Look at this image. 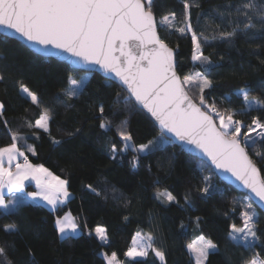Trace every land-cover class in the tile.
<instances>
[{"label":"trees","instance_id":"1","mask_svg":"<svg viewBox=\"0 0 264 264\" xmlns=\"http://www.w3.org/2000/svg\"><path fill=\"white\" fill-rule=\"evenodd\" d=\"M188 2L192 5L189 11L193 29L208 37L206 41L201 39V44L211 65L200 66L191 61L190 33L182 35L159 23L162 17L175 13V24L179 26L184 18V0H156L155 9L159 34L175 49L181 74L198 70L207 75L213 87L206 90V99L215 100L222 113L231 111L234 119L245 124L251 123L253 117L264 118V107H247L237 92L244 88L249 98L264 102V25L250 13L256 26L243 28L245 18L236 11L242 0ZM261 2L257 0L258 4ZM233 29L236 34L229 40L213 39L220 32ZM205 67L210 71L205 73ZM0 73L6 76L0 82V102L6 105L4 119L8 121L7 128L0 123V147L11 142V132L19 133L23 136L18 142L21 150L28 145L36 148L35 156L26 152L31 162L44 164L55 175L67 179L71 193L55 212L23 198L15 213L6 214L0 209V247L6 249L7 260L12 264H106L101 251H115L120 260L127 262L123 253L137 232L152 233L154 246L165 252V264H193L186 245L200 235L218 245L209 253V264H245L257 253L264 259V212L247 195L219 179L213 170H202L201 159L169 139L166 143L159 141L150 152L135 151L141 144L160 137L161 132L146 111L125 104L127 92L116 82L97 72L77 70L36 54L20 41L3 35ZM85 74L88 76L80 95L67 101L63 95L67 78L80 79ZM21 81L37 93L39 105L22 97L18 84ZM100 104L105 108L103 114L99 112ZM45 109L52 116L50 136L27 127ZM122 121L126 124L119 129ZM102 122H111L109 128L101 129ZM119 130L132 135L134 148L118 151L112 159L111 145L123 147ZM53 139L59 143H53ZM256 150L264 148L258 145ZM136 156L139 159L134 168L132 160ZM204 177H211L212 188L207 196L199 191ZM158 190L171 191L179 204L161 203L156 198ZM251 209L256 212L254 220L260 239L247 247L231 240L228 232L233 223L242 226L240 213ZM66 212L81 226L77 235L61 237L55 229V218ZM12 223L19 230L5 232L4 226ZM97 225L108 229L110 245L102 248L94 236H89ZM137 264L161 262L150 252Z\"/></svg>","mask_w":264,"mask_h":264},{"label":"snow or ice","instance_id":"2","mask_svg":"<svg viewBox=\"0 0 264 264\" xmlns=\"http://www.w3.org/2000/svg\"><path fill=\"white\" fill-rule=\"evenodd\" d=\"M183 7L184 18L179 26L173 23L175 13L164 16L163 22L182 35L191 34L193 64L211 65L201 44V39L206 41L208 37L202 33L198 35L193 29L189 11L192 5L188 0H184ZM155 9L156 0H0V27L12 30L39 54L52 55L56 50L82 64L98 66L118 79L127 92L125 104L146 111L161 129L160 137L134 149L138 153L152 151L159 141L170 135L201 154L204 158L200 165L202 170H212L214 166L217 170L230 173L252 194V198L264 203V151L256 150L258 145L264 148V118L253 117L251 123L245 124L234 119L235 113L231 111L222 113L215 100L209 102L206 90L213 87L212 80L201 72L181 74L175 50L158 34ZM236 11L245 18V30L256 26L250 13L264 25V0L259 4L257 0H242ZM235 34V29L222 31L219 37L213 39L229 40ZM209 71V67L204 68L205 73ZM5 79L6 76L0 73V82ZM81 83V80L67 78L68 87L63 93L67 101L78 98ZM18 84L22 97L33 105L40 104L36 92L22 81ZM238 92L247 102L249 96L245 89L240 88ZM261 106L264 107V102ZM5 109V103L0 102V123L7 128ZM104 111V105L100 104L99 112L103 114ZM51 119L50 111L45 109L39 119L27 127L50 136ZM110 123L102 122L99 127L106 130ZM125 124L126 121H122L118 128L122 129ZM117 134L123 147L118 149L115 143L111 145L112 159L116 158L118 151L122 153L132 147L129 142L133 137L129 132L119 130ZM33 135L40 138L35 132ZM10 139V143L0 147V209L6 214L18 211L21 203L18 194L25 193L27 185L34 183L36 191L26 195L32 201H42L55 212L71 195L69 181L55 175L44 164L32 163L26 152L35 156L36 148L28 145L21 150L18 142L23 140V136L19 133L11 132ZM52 142L59 143L54 139ZM138 159L136 156L132 160L134 168ZM210 180L211 177H204V186L199 189L205 196L210 195ZM87 187L95 192L92 185ZM156 198L161 203L179 204L177 197L168 190H158ZM185 203H188L186 197ZM240 216L242 226L231 224L228 236L235 241L238 238L236 234L242 233L243 240L249 241L246 246L252 247L260 239L254 213L243 211ZM199 219L197 217V224ZM54 225L62 236L75 234L81 227L71 213L56 217ZM3 230L11 232L19 228L12 223L5 225ZM88 234L94 236L102 248L110 245L106 227L97 225ZM154 240L151 232L144 235L137 232L123 253L127 262L121 261L115 251H101L100 255L106 264H137L139 258H147L151 252L161 264H165V252L154 246ZM186 248L193 264H209L210 250H217L218 245L200 235ZM0 264H12L7 260L4 247H0ZM245 264H264V259L257 253Z\"/></svg>","mask_w":264,"mask_h":264},{"label":"water","instance_id":"3","mask_svg":"<svg viewBox=\"0 0 264 264\" xmlns=\"http://www.w3.org/2000/svg\"><path fill=\"white\" fill-rule=\"evenodd\" d=\"M157 30H158V23H157ZM158 34H159V31H158ZM0 35H3V36H7V37H11V38H14L18 41H20L22 44H24L25 46H27L30 50H32L33 52H35L36 54H39L37 53L33 47L29 44H27V42H25L22 38H20L18 35H14L12 33V30H8V29H5L3 27H0ZM160 35V34H159ZM171 47V46H169ZM174 49V48H173ZM175 50V49H174ZM39 55H42V54H39ZM175 55H176V52H175ZM42 56H45V57H52L54 59H57L59 61H62V62H65L67 64H69L72 68L74 69H77V70H81V71H84V72H97L99 74H101L103 77L107 78V79H110L114 82H116L118 85H120V82L118 79H116L113 75L111 74H108V73H105L103 72V70L99 69L98 66H95V65H85V64H82L80 63L79 61H77L75 58H68L66 56V54H63V53H59L58 51L56 50H53V54L52 55H42ZM147 113V112H146ZM148 114V113H147ZM148 116L151 118V120L154 122V124L157 126V128L159 129V131L161 132V129L159 128V125L158 123L154 120V118H152L150 116V114H148ZM169 140H171L173 143H175L176 145L180 146L181 148L185 149L188 153H190L191 155L193 156H196L198 157L199 159H204L201 154L198 152V151H194L192 149V146L190 145H183L181 144L180 142L176 141L174 138H171L170 135L169 136H166ZM212 170L215 172V174L219 177V179H221L224 183L228 184V185H231L232 187H234L236 190L244 193L245 195H247L248 198H250L253 203L255 204V206L260 209L262 212H264V203H261L259 202L257 199H254L252 198V194L243 187V185L237 181L233 176H231L230 173H226V172H223L222 170H217L214 168V166H212ZM263 176V175H262Z\"/></svg>","mask_w":264,"mask_h":264},{"label":"rangeland","instance_id":"4","mask_svg":"<svg viewBox=\"0 0 264 264\" xmlns=\"http://www.w3.org/2000/svg\"><path fill=\"white\" fill-rule=\"evenodd\" d=\"M167 16H170V15H167ZM159 23H160V25L161 26H168L167 25V23H164L163 22V17L159 20ZM173 23L175 24L176 23V21L174 20L173 21ZM195 72H199L198 70H194V71H192L191 73H195ZM88 76V74H85V75H82V78H80V79H77V80H81L82 81V83L84 82V79L86 78ZM82 83H81V85H82ZM81 89V88H80ZM194 91H196V90H194ZM238 92V91H237ZM239 93V92H238ZM240 94V93H239ZM259 105H261V103L259 102V100H257V99H255V98H249L248 99V101L246 102V106L247 107H251V106H259ZM255 135V134H254ZM168 141V138L167 137H165L164 139H162L161 140V143H166ZM131 145H132V148H134V146H133V144H132V142H129ZM134 149H138V148H134ZM160 191H164V190H160ZM250 213H254V216H255V210L254 209H251L250 211H249ZM241 227V226H240ZM141 233V235H144V234H147V233H145V232H140ZM136 235V234H135ZM237 235V240H235L236 242H241V243H243V244H245V245H247L248 243H249V241H245V240H243V234L242 233H238V234H236ZM195 239H197V237H195L193 240H195ZM192 240V241H193ZM191 241V242H192ZM190 243V242H189ZM212 251H214V250H210V252H212ZM121 261H123V260H121ZM125 262H126V260H124Z\"/></svg>","mask_w":264,"mask_h":264},{"label":"crops","instance_id":"5","mask_svg":"<svg viewBox=\"0 0 264 264\" xmlns=\"http://www.w3.org/2000/svg\"><path fill=\"white\" fill-rule=\"evenodd\" d=\"M34 164H35V163H34ZM31 191H36V188H35V184H34V183L28 184L27 187H26V189H25V193H20V194H18V195L20 196V198H23V199H25V200H28V201H31V202H35V203H41V204H44L42 201H32V199L26 195L27 192H31ZM70 196H71V195H70ZM44 205H45V204H44ZM47 207H49V206H47ZM49 208H50V207H49ZM66 213H70V212H66ZM66 213H65V214H66ZM65 214H64V215H65ZM64 215H62L61 217H63ZM71 215H72V214H71ZM79 232H80V229H79V230L77 231V233H75V234L68 233L67 236H68V235H77ZM60 236H61V237H65V236H62V235H60Z\"/></svg>","mask_w":264,"mask_h":264}]
</instances>
